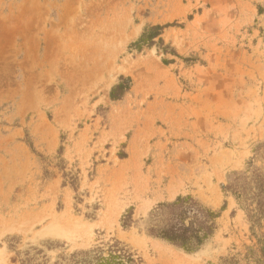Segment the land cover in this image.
<instances>
[{
	"label": "rangeland",
	"instance_id": "rangeland-1",
	"mask_svg": "<svg viewBox=\"0 0 264 264\" xmlns=\"http://www.w3.org/2000/svg\"><path fill=\"white\" fill-rule=\"evenodd\" d=\"M179 196L218 213L191 251L147 233ZM112 238L264 264V0H0V264Z\"/></svg>",
	"mask_w": 264,
	"mask_h": 264
},
{
	"label": "trees",
	"instance_id": "trees-1",
	"mask_svg": "<svg viewBox=\"0 0 264 264\" xmlns=\"http://www.w3.org/2000/svg\"><path fill=\"white\" fill-rule=\"evenodd\" d=\"M167 26H152L142 35L140 43L152 45L153 39ZM130 79L112 89L110 99L119 100L129 88ZM157 222L147 229L149 236L161 239L186 251H191L203 244L215 229L218 213L203 208L191 196L177 197L173 202L158 205ZM252 212V211H251ZM132 224L131 214L122 219V227ZM264 257V256H263ZM55 264H145L126 243L112 238L86 250H78L62 257Z\"/></svg>",
	"mask_w": 264,
	"mask_h": 264
}]
</instances>
